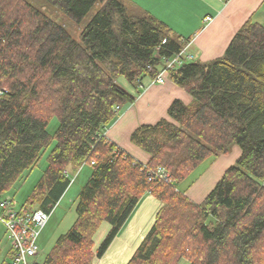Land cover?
<instances>
[{
    "label": "trees",
    "instance_id": "16d2710c",
    "mask_svg": "<svg viewBox=\"0 0 264 264\" xmlns=\"http://www.w3.org/2000/svg\"><path fill=\"white\" fill-rule=\"evenodd\" d=\"M42 1L76 23L94 13L77 42L26 0H0V199L52 142L18 212L51 213L80 167L91 173L77 194L74 224L33 264L101 258L147 195L160 206L127 264H264V26L248 20L221 57H192L166 71L192 102L173 100L168 119L131 132V144L149 156L142 163L105 133L186 41L149 13L130 14L124 0ZM53 117L58 126L50 134ZM231 144L240 148L236 165L193 202L186 189L194 180L179 185ZM104 222L109 231L95 247Z\"/></svg>",
    "mask_w": 264,
    "mask_h": 264
},
{
    "label": "crops",
    "instance_id": "0c3cea01",
    "mask_svg": "<svg viewBox=\"0 0 264 264\" xmlns=\"http://www.w3.org/2000/svg\"><path fill=\"white\" fill-rule=\"evenodd\" d=\"M154 1L157 3H154L153 8L144 6V2L151 4ZM135 2L140 9L165 23L176 36L186 41L185 44L188 43V46L185 53L202 63L221 57L234 34L246 21L251 20L264 26V0H135ZM206 17H211L212 21L204 23ZM144 82L145 80L141 92L136 94L135 101L118 114L105 133L108 141L142 163L148 162L149 156L131 144L129 140L131 132L141 125L155 124L165 118L173 100H180L186 105L191 101L182 100L180 98L182 93L175 91L171 81L170 84L165 82L162 85H151L147 79L146 85ZM131 93L135 94V91ZM217 160L209 170L216 166L219 162V159ZM215 181L216 179H207L205 173L199 175L186 190V196L197 204L201 203L216 184ZM159 206V202L153 196H144L104 255L101 258H94L91 264H127L153 224ZM109 228L106 222L100 225L94 236L95 247L100 244Z\"/></svg>",
    "mask_w": 264,
    "mask_h": 264
},
{
    "label": "rangeland",
    "instance_id": "374dc122",
    "mask_svg": "<svg viewBox=\"0 0 264 264\" xmlns=\"http://www.w3.org/2000/svg\"><path fill=\"white\" fill-rule=\"evenodd\" d=\"M26 1L33 7L41 10V12H43L51 20L61 25L70 34V36L73 39H75V41L77 42H80L81 33L94 13L93 11H91L82 21L76 23L73 22L71 19H69L62 12L53 9L48 4L44 3L42 0H26ZM134 2L135 0H124L128 12L130 14H135L137 16L143 15L145 13L144 9L143 10L140 9L141 7L138 5V3L136 2L134 3ZM154 3L157 2L154 1L151 4L144 2V6L153 8ZM132 6L135 8H132ZM205 22L206 21L204 20V23ZM186 55L192 57V55L186 54L184 52V56ZM165 81L170 84V79L167 77V75H165ZM116 83L124 90L134 92L133 89H131V86L129 87V84L124 80V78L122 77L116 78ZM146 83L147 82L145 80L144 84L146 85ZM173 85L175 87L176 92L182 93V97H180L182 98V100L187 102L190 99L191 100V101L189 100L190 103L192 102L191 96L184 89L177 87L175 84ZM164 117L168 119L167 113L165 114ZM57 126H58V120L56 119V117H53L51 118V121L47 127V131L50 132V134H52L56 130ZM53 146H54V142H52L48 146V148H46L43 151L37 165L30 172H27L23 176L20 182H18L13 188H11L8 192H6L2 196L0 201L3 200L10 201L13 209L16 211H19L20 208H22L25 201L31 196L36 183L39 181L42 175V172L45 170L47 166V156L51 151V149L53 148ZM239 151L240 148L238 145L236 144L229 145L228 152L226 154H219L218 156H216L215 159L207 160L190 175V177L184 184L179 185V189L182 190L184 188H187V186L189 185L188 183L189 181L190 182L193 180L195 181L197 177L199 175H202L203 173H205V177L207 179L212 178L218 181L221 178L220 176L224 174L225 170L236 165L237 158L240 155ZM217 159H219V162L216 164V166H214L211 170H209L210 167H212V164ZM81 169L82 170L79 171L77 177L74 179L73 184H71L67 192L58 202L56 207L53 209L46 225L44 226L43 229H41V232L37 239L38 254L34 258L28 260V264H33L34 262L43 263L47 254L54 246L55 240H57L59 236L65 234L74 224L76 220V213H75V205L77 202L76 197L79 190L86 183L91 173V167L89 165L85 164L82 166ZM214 186L212 187V189L214 188ZM33 208H36V206H34ZM3 227L4 226L0 224V264H3L4 262L6 264H10L11 263L10 241ZM178 264H188V262L186 259H181L178 262Z\"/></svg>",
    "mask_w": 264,
    "mask_h": 264
},
{
    "label": "built area",
    "instance_id": "2783aa9c",
    "mask_svg": "<svg viewBox=\"0 0 264 264\" xmlns=\"http://www.w3.org/2000/svg\"><path fill=\"white\" fill-rule=\"evenodd\" d=\"M204 20L207 24L212 21V18L206 17ZM187 46L188 43L184 46L185 48L182 52L166 62L164 69L151 81V85L164 84L165 74L168 69L181 66L186 61L192 59L191 56H184ZM66 176H68L67 173ZM73 180L72 178L70 179V184ZM52 211L50 212L52 213ZM51 213L44 212L43 210L40 211V209L18 212L13 209L10 201H0V224L4 226L3 228L6 231L13 250L11 264H28V260L38 254L37 239Z\"/></svg>",
    "mask_w": 264,
    "mask_h": 264
}]
</instances>
